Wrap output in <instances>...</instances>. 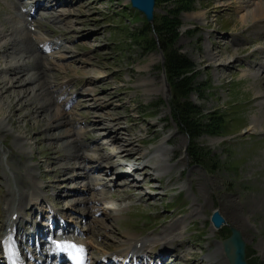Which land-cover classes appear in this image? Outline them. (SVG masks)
<instances>
[{
    "label": "rangeland",
    "instance_id": "obj_1",
    "mask_svg": "<svg viewBox=\"0 0 264 264\" xmlns=\"http://www.w3.org/2000/svg\"><path fill=\"white\" fill-rule=\"evenodd\" d=\"M20 1L22 7H30L26 14L12 4ZM37 1L0 0V29L6 22L19 28L21 35L30 29L35 38L50 43L41 51L48 88L43 78L35 79L41 75L36 65L24 64L32 61L33 48L27 49L10 32L0 35V48L9 47L0 54V82L22 77L21 86L13 91L0 89V247L6 203L20 196L19 188L27 187L21 193L25 192L26 201L25 220L19 225L24 235L29 225H47L51 208L59 207L56 200L67 219L75 214L69 209L82 206L75 204L77 200L92 203L109 194L118 202V210L103 214L107 212L103 208L113 204L102 202L96 204L98 213L120 216L123 231L154 239L152 244L160 250L163 240L155 237L168 231L171 245L180 249L175 254L172 247L164 252L172 264L213 260L229 264L219 245L230 236L232 226L244 235L250 264H264V83H260L264 38L259 39L264 20L249 19L246 25L242 21L254 9L248 1L255 0H156L152 22L130 0H60L55 7L49 1L34 10ZM31 12L38 21L28 28L25 20ZM19 13L24 16L18 17ZM164 18L177 25L171 49L192 63L187 96L179 94L165 70L166 56L156 30ZM11 67L22 72L14 74L8 71ZM179 103L195 110L192 117L199 137L182 127ZM42 106L46 108L40 112L31 111ZM54 113L67 121L62 127L69 133L66 141H78L80 152L49 138L57 133V128L46 129ZM118 128L128 143L112 140ZM70 151L73 154L65 157ZM119 151L144 157L142 165L118 156L111 162L125 168L105 170L106 161L103 166L96 164L97 155L106 158ZM132 167L136 174H128ZM144 167L153 181L149 182ZM126 179L129 195L121 192ZM29 191H39L50 200L35 199ZM28 196L34 200L27 201ZM215 214L224 219V226L216 225ZM95 217L90 213L71 227L80 226L92 254L99 240L111 244L107 250L112 246L115 250L124 233L96 227L91 223ZM89 227L102 235L88 232ZM168 227L176 231L171 233ZM19 239L25 242L23 235ZM22 244L28 246L26 253L40 257L34 246ZM120 257L113 263L119 264Z\"/></svg>",
    "mask_w": 264,
    "mask_h": 264
},
{
    "label": "bare ground",
    "instance_id": "obj_2",
    "mask_svg": "<svg viewBox=\"0 0 264 264\" xmlns=\"http://www.w3.org/2000/svg\"><path fill=\"white\" fill-rule=\"evenodd\" d=\"M49 1L50 0H39L36 3V5H33L34 6L33 8L37 9V8H39L41 6H44V5H46L44 3H47V2L49 3ZM59 1L60 0H52V1H50V4H51L52 7H54L55 5H57L56 3H59ZM12 4H14L15 6H17V8L19 6H21L20 5V2L19 3L13 2ZM247 4L248 5H253L254 6V9L250 13V15L246 14L245 16H242L243 17V19H242L243 23H245V25L248 24L249 23V21H248L249 19H250V22H252V20H254L255 22H261V21H263L264 20V1H262V0H257L256 1L255 0L252 3H250V1H248ZM27 11H29V10L28 9H24V11L21 12V13L26 14ZM30 20H31L30 22L25 21L28 28H30L29 27V25H30L29 23H31L34 19L31 17ZM1 24H2V29H0V35L3 34V33H5V35H6V33H9L10 32L12 35L13 34L16 35V37L13 35V37L16 38L15 40H17V41L20 40V42L22 44H26L27 45V49L33 48V51L31 52V54H32V61H30L28 63H24V64L31 66V64L33 62L36 65V68L33 67L36 70V73H39L41 71V75H38L35 79L39 80V78L40 79L43 78L46 75V73H47L46 72L47 62L45 60V57L40 52V46H41V48H43V46L45 44V40H42L39 37H36L35 38L30 29L29 30L27 29L28 33L26 35H21L20 34L21 32L18 33V31H20L19 28L15 27L13 25L12 26H10V25L8 26V24H6V22H1ZM260 38H264V32L262 33V35H259V39ZM216 43L214 42L213 44H216ZM8 49H9L8 45H3L0 48V54L2 52L8 51ZM11 49H13V48H11ZM21 49H24V48L21 46ZM224 65L225 64H223L222 66H224ZM262 65H263L262 66V69L264 71V64H262ZM13 67H14V65H13ZM13 67L9 68L8 71H11L14 74H18V75L20 74V72H22V70L19 71L22 68L19 69V68H16V67L13 68ZM32 77H34V76H32ZM21 79H22V77L19 76L13 82L12 81L10 82V80H8V81L2 80L0 82V89H2L3 92H5V93H9L10 91H13V89H16L17 87L21 86V85L18 86V83L21 81ZM46 79L47 78H43V82L45 83L44 86L46 85L49 88L50 85L48 83L50 81L48 82V80L46 81ZM30 82H32V80ZM9 83H12V85L7 86ZM260 83L261 84L264 83V80H260ZM260 83H258V84L260 85ZM45 108H46L45 106L44 107L42 106L41 108H37L36 107L35 109H33L31 111H33V112L35 111L37 113V112H40L39 111L40 109L41 110H44ZM51 118H52L53 122H51L50 124H48L47 127H46V129L47 130H52L53 128H57V133L56 134H52L51 136H49V138L51 140H56V142H62L64 147H66V146H68V147L73 146V148L76 149L74 153L80 152L82 146H80V148H79V145L77 144L78 141H75L74 143L73 142L71 143L69 141H66L67 140L66 139L67 134L69 135V133L67 132L68 130H65V129L63 130L62 129V127L65 126L66 123H67V121L63 120L62 115L60 113H54V114H52ZM55 121H57V124H52ZM114 134H115V138L114 137L112 138L113 141H115V142H124V143L125 142H127V143L129 142V140L125 139L124 137H122L120 135L121 134V129L120 128L116 129L115 132H114ZM79 144L81 145V142H79ZM71 154H73L72 151H70L69 153H67L65 157L68 158ZM78 156H80V155H78ZM97 156L95 157L96 164L103 165L104 164V161H106L107 162V164L105 166L106 167V170H110V169H113V167H118V166H119L118 168H120V167L125 168L126 167L125 164H122L120 162H111L114 159V157H117V156H118V158L121 157V158H124V159H129L130 161H132V162L135 163L134 164L135 166L142 165L141 164V160L144 159V157H142V156L136 157L135 154L132 153V152H130V151H126V155H122V151H119L116 154L111 155L110 157L108 156L106 158H104L105 157L104 155H103L104 157H102V158H100L99 156L97 157ZM84 158H85V160H88L87 157H84ZM101 159H103V160H101ZM98 167H100V166H98ZM134 167H132V169L128 170V174H132V175L133 174H136V169H134ZM68 169H70V168L61 167V170L66 171V172H67ZM142 171L146 174V177H150L149 182L150 181H153L155 179L153 177V174L149 171V169L147 167H144ZM123 184L124 185L122 187H124V189H121V192L124 193V194H126V195H129L130 190L127 187L130 186V183L126 179V181ZM76 191L77 190L75 189L72 194L76 193ZM24 194H25V192L22 195H20L18 198H14V199H11L10 198L9 200L7 199L8 201L6 203L7 213L5 215V221L2 224L3 229L1 231V234H2V237H3V239H2L3 241H2V245L1 246H2V248H4V252L0 255V258H1L2 261L6 262L7 264H15V262H19L13 256V253L14 254L15 253H19V252H17V250L21 247V245L18 244L14 240V238L16 237V235H17V237L19 235V229L18 228L15 229L14 228V226H15L14 224L15 223L17 224L18 222L24 221V214L22 213V206H23V204L25 202V197H24L25 195ZM130 194H131V192H130ZM31 195L33 197L34 196H37L38 197L37 199L44 197V196H42V194L39 193V191H33L31 193ZM29 196L27 197V200H29ZM106 198L107 199H112L113 197L112 196H106ZM45 199H48V198L46 197ZM85 200H80L79 199L75 203L76 205L82 204V206L80 207V209H78V211H79L78 212V214H79L78 217L84 218L90 212H92L93 214L97 215L98 213H97L96 203H98L100 200H97V199L96 200H93L92 203H91L90 199H87L86 201ZM58 201L59 200H57L56 202L59 203ZM107 207H109V206H106L105 208H107ZM59 217H60L59 211H56L55 212V215L52 216V219L55 220L54 221L55 222V225L53 226V230H54V235L55 236H62L63 233L66 232V228H65L64 225H62L63 222L60 221V218ZM105 217H100V218H97L96 217V218H94L92 220V222H93L92 224H94L96 227H99L101 229H105V228L108 227L107 229H111V232L113 231V233H119V234L120 233H124V235H123L124 238L122 237L123 240H120L119 241L120 243L118 245H116L117 246L116 249L115 250H112V251H111V249H112L113 246L110 247L108 250L106 249V247H108V246L111 245L110 243H108V242L106 243L104 240L103 241H100V240L99 241H96L97 242L96 243V247L98 248L97 249V252L99 254H101V253L106 254V257L108 259H111L112 260L116 255H121V257H123L125 260H127V262L129 261L130 263H134V264H167L168 263V259L166 258V256L164 255L163 252L166 251V250H168V247H169V249H170V247H172L171 249L174 251V253H177V252H179L178 250H180L178 247H174L173 245H171L172 241L168 238V237H170V234L168 235V231H166L167 232V235L166 236L157 237V238L155 237V240H159V241L163 240L162 241V244H164L163 245V249H161L159 251L157 249L158 246L154 247L152 245L151 246V251L149 253V250H148L149 243L150 242H154V239H152L150 237H146L144 235L140 237L139 235L137 236L136 234L133 235V234L127 232V231H123L122 230V225L123 224H122V219H121L120 216H117V217L113 218V220L115 221L114 223L113 222H110V219H112V217L111 218H110V216L109 217L108 216H105ZM103 218H105V219H103ZM216 224L218 226H220V224H218V223H216ZM110 225L112 226V228H111ZM0 227H1V225H0ZM33 227H34V230H36V228L39 229L38 232H35V235H42V236L45 235L46 236L45 229H42L38 225L36 227L35 226H33ZM87 230H88V232H91L92 234H94L96 236H99V235L101 236L102 235V234H100V231H96L95 232V230L93 228H91V227L87 228ZM167 230H169V232L172 233V232L176 231V228L175 227L174 228H169L168 227ZM163 234H165V233H163ZM108 236H110V235H108ZM29 240H30V238H29ZM92 240L94 241V239H92ZM82 241L85 242V245L86 246H88V244L90 242L89 240H86V239L85 240H82ZM99 245H101L102 248L99 249ZM219 246L222 248L223 247L222 246V243H220ZM11 252H13V253H11ZM149 255H151L150 256L151 258H148ZM152 257H155V258H152ZM214 261L215 260L210 261L208 264H217V261L216 262H214Z\"/></svg>",
    "mask_w": 264,
    "mask_h": 264
},
{
    "label": "trees",
    "instance_id": "obj_3",
    "mask_svg": "<svg viewBox=\"0 0 264 264\" xmlns=\"http://www.w3.org/2000/svg\"><path fill=\"white\" fill-rule=\"evenodd\" d=\"M177 27L176 23H173L170 19L164 18L160 25L157 27L161 35L162 48L166 54V70L173 82V86L179 92L181 96H187L191 86V74L190 72L192 63L178 51L171 49L172 37ZM177 116L180 120L182 127L186 129V132L191 133L194 138L200 136L201 133L197 130L196 117H192V113L195 110L190 104H178L176 106Z\"/></svg>",
    "mask_w": 264,
    "mask_h": 264
},
{
    "label": "water",
    "instance_id": "obj_4",
    "mask_svg": "<svg viewBox=\"0 0 264 264\" xmlns=\"http://www.w3.org/2000/svg\"><path fill=\"white\" fill-rule=\"evenodd\" d=\"M156 0H132L135 7L139 8L147 15L149 20H153ZM216 223H223V218L216 214ZM221 223V224H222ZM231 236L223 240V247L230 264H249L247 260V242L243 233L236 227H231Z\"/></svg>",
    "mask_w": 264,
    "mask_h": 264
}]
</instances>
